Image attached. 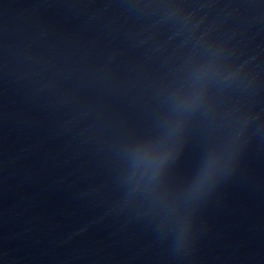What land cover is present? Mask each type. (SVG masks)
I'll return each instance as SVG.
<instances>
[{
  "label": "water",
  "instance_id": "water-1",
  "mask_svg": "<svg viewBox=\"0 0 264 264\" xmlns=\"http://www.w3.org/2000/svg\"><path fill=\"white\" fill-rule=\"evenodd\" d=\"M86 0H0V264H44Z\"/></svg>",
  "mask_w": 264,
  "mask_h": 264
}]
</instances>
